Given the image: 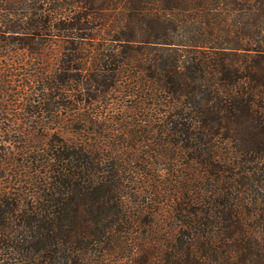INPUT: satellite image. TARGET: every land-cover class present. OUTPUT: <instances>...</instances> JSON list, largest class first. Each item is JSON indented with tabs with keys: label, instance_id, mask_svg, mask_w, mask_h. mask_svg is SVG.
I'll use <instances>...</instances> for the list:
<instances>
[{
	"label": "trees",
	"instance_id": "16d2710c",
	"mask_svg": "<svg viewBox=\"0 0 264 264\" xmlns=\"http://www.w3.org/2000/svg\"><path fill=\"white\" fill-rule=\"evenodd\" d=\"M0 264H264V0H0Z\"/></svg>",
	"mask_w": 264,
	"mask_h": 264
}]
</instances>
